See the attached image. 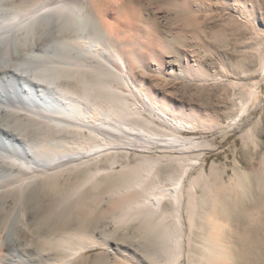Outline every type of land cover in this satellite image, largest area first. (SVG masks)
<instances>
[{"label": "bare ground", "instance_id": "1", "mask_svg": "<svg viewBox=\"0 0 264 264\" xmlns=\"http://www.w3.org/2000/svg\"><path fill=\"white\" fill-rule=\"evenodd\" d=\"M34 1L6 0L0 4V198H13V201L9 199L11 202L6 199L0 203L3 207L0 208V264H10L7 259H11L12 244L8 241V228L17 208L21 225L17 224L15 234L20 228V253L27 259H19L18 263L71 264L85 247L71 245L67 247L71 258L49 263V257L29 246V204L35 197V204L41 208L36 209L40 225L60 226L71 217L81 225L95 223L98 217L93 205L98 206L99 196L94 194L84 202L79 194L87 186L97 190L104 185L118 163L122 164V169L116 172L120 178L116 185L120 188L109 202V210L124 224H134L135 229L155 242L158 249L150 253L153 257L161 253L172 255L173 264L182 261L189 254L183 248V213L187 214L192 230L203 201L197 196L196 188L202 179L212 180L201 164L202 155L197 154L195 160L189 155L200 150L202 142L195 137L173 134L167 137L164 133L163 128L181 130L187 123L169 113L147 88L136 82L134 67L135 62H140L137 49L123 28L108 17L109 8L118 0ZM8 5L14 11L2 15ZM80 13L91 21V29L78 20L83 16ZM50 20L57 41L48 38L51 32L46 27ZM52 44L68 53L61 59H50L46 48ZM72 49L78 55L71 54ZM28 56L39 62L29 60L32 64L29 65ZM126 137L131 142L121 143ZM123 145L140 149L141 153L153 149L159 153L154 157L143 156L142 162L123 164L125 158L111 152L115 148L124 149ZM171 162L180 164L182 171L177 176L175 171H170L166 178L170 186H167L160 179L164 167ZM197 168L199 174L193 177ZM243 174L240 182L248 191L252 180L246 186L248 172ZM63 181L74 182V190L62 199L56 197L47 207L43 205L44 197L46 202V198L56 194ZM233 181L226 187L235 196ZM38 189L44 194H36ZM215 191L212 205H217L219 196V190ZM7 202L10 204L5 206ZM207 215L204 221L209 226L208 232L199 234L203 240L200 243L204 252H198L202 263L188 256V264H235L226 226L219 221L218 213L209 210ZM225 222L227 225L228 219ZM64 239L56 236L49 240V245H54L53 248H61L64 243L70 245ZM39 246L44 249L42 244Z\"/></svg>", "mask_w": 264, "mask_h": 264}, {"label": "rangeland", "instance_id": "2", "mask_svg": "<svg viewBox=\"0 0 264 264\" xmlns=\"http://www.w3.org/2000/svg\"><path fill=\"white\" fill-rule=\"evenodd\" d=\"M5 1L0 0V4ZM51 2L53 0L44 3ZM112 6L108 17L112 23L123 28L137 49L140 62H135L134 67L136 82L147 88L169 113L187 123L181 130L163 128L164 133L169 135L167 137L177 135L199 139L202 142L200 150L189 152V155L195 160L197 154H201L202 166L207 175H212L211 182L202 179L196 188L197 196L203 201L196 213L192 230L187 214H182L184 253H189L188 256L195 257L198 262L202 260L200 254L204 251L201 250L200 242L203 240L200 235L208 232L209 226L204 220L210 210L218 213V220L226 226L227 241L232 246L235 264H245L247 259L246 264H250V260L251 264H264V0H118ZM12 11L14 9L8 5L1 14ZM81 16L78 20L91 29V21L85 14ZM50 21L46 27L51 32H48V38L57 41L50 29L53 21ZM46 50L52 60L61 59L62 55L68 53L55 44ZM77 53V50L72 49L71 54ZM26 60L32 65L29 60L34 62L35 58L28 56ZM37 62L39 60L34 63ZM128 142H131L129 138L125 142L121 141L124 144ZM123 146L124 149H111L112 154L125 158L123 164L142 162L143 156L154 157L159 153L153 149L142 154L140 149ZM121 169L122 164H116L112 176L105 179L104 185L97 190L87 186L79 194L84 202L94 194L99 196L98 206L93 205V209L97 208L98 218L95 223L81 225L71 217L60 226L53 223L40 225L35 197L31 198L33 202L29 204L30 213L27 216L31 237L29 246L35 252H43L41 254L49 257V263L68 260L71 252L67 247L79 245L85 247L84 251L71 264H173L172 255L170 257L160 253L153 257L150 253L158 249L155 242L135 229L134 224H124L118 215L109 210V202L115 199L120 188L116 185L120 183L116 172ZM164 169L160 181L167 186H170L168 173L175 171L177 176L182 171L177 162L169 163ZM244 172H248L246 186L252 180L251 185L247 186L248 191H245L244 183L240 182ZM198 174L197 168L193 171V177ZM231 181L236 185L235 196L230 195V189L226 187ZM216 188L220 196L217 201L222 203L216 201L217 205H212L216 198ZM41 190L38 189L36 194L41 192L43 195ZM73 190L74 182L63 181L58 194L51 195V200L46 198V202L44 197L42 204L47 207L52 201L64 198ZM6 199L13 201L9 196L0 198V203ZM10 202L5 203V206ZM0 208H3L2 205ZM17 209L10 218L8 228V241L12 244L9 251L11 259H7L10 264H19L18 260L23 258L27 260L20 253L21 246L18 244L21 240L20 226L18 234H15L17 224L21 225ZM56 236L62 239L65 237L64 240H69L70 245L64 243L65 246L61 248H53L49 240L52 241ZM41 244L46 251L40 248ZM188 256L176 264H188Z\"/></svg>", "mask_w": 264, "mask_h": 264}]
</instances>
